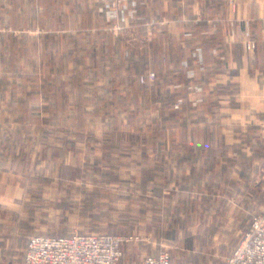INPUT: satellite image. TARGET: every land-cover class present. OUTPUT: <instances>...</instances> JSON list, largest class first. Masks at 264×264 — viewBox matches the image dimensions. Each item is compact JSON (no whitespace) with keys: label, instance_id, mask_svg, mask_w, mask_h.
I'll return each mask as SVG.
<instances>
[{"label":"rangeland","instance_id":"1","mask_svg":"<svg viewBox=\"0 0 264 264\" xmlns=\"http://www.w3.org/2000/svg\"><path fill=\"white\" fill-rule=\"evenodd\" d=\"M130 3L132 13L115 18L100 10L102 0H0V154L13 159L8 166L33 203L22 243L35 235L110 234L134 239L123 247L122 264L125 246L144 243L167 251L172 264H225L264 212V165L252 171L250 133L227 142L217 118L222 132L213 148L208 132L182 117L202 114L211 102L221 116L231 103L201 84L205 66L200 75L192 68L185 78L171 75L163 100L162 12L155 6L154 18L141 23L138 0ZM194 61L204 60L199 54ZM198 87L204 102L195 107ZM230 140L249 150L240 201L224 192L223 175L205 183L204 197L193 194L199 188L186 169L174 183L173 164L221 163ZM175 225L177 235L169 230Z\"/></svg>","mask_w":264,"mask_h":264},{"label":"crops","instance_id":"2","mask_svg":"<svg viewBox=\"0 0 264 264\" xmlns=\"http://www.w3.org/2000/svg\"><path fill=\"white\" fill-rule=\"evenodd\" d=\"M138 2L141 15L139 22L152 20L153 8L158 6L162 12L163 24L166 25L161 34L163 92L171 82L169 79L171 75L185 78L190 68L197 70L199 74L202 71L200 67L205 66V70L200 73L201 84L206 89H214L213 95L220 91L223 95L231 97V103L225 101L223 105L221 104L223 114L218 116L214 114V107L217 105L208 99V103H211L202 114L183 113L182 117L186 120L191 117L194 122L199 123L197 130L208 132L213 148H218L216 137L222 132L217 130V126L221 127L220 123L216 122L219 120L217 118H222L221 124L227 129L224 130L227 142L228 138L239 139L245 132L250 133L255 154L254 167L253 170L250 169L260 173L264 165V0H138ZM232 3L235 4V9ZM185 32H191V35L184 34ZM185 35L190 40L186 46L183 45L187 40ZM250 38L256 43V49L248 52L246 43ZM215 50H218L216 54ZM199 54L204 61L198 66L194 60L199 58ZM165 94L166 91L163 100L164 97L168 99ZM231 140L230 145L225 147L224 161L221 163L207 158L208 161L205 162L194 160L187 168L182 162L173 164L171 168L174 172V183L179 182V174L186 169L187 172L190 171V174L186 173L189 174L187 177L192 176L195 186L199 188V191L193 194L204 197V189L209 184L205 183L211 180L220 182L223 175L225 180L229 181L224 192L227 196H233L232 200L236 197L240 201V198L247 194L248 166L243 159H246L245 154L248 155L249 150L233 144ZM47 145H50L49 140ZM0 156V264H23L28 243L27 241L22 243L25 238L23 222L26 214L33 212L31 208L33 203L29 202L30 198L26 194L27 185L21 174L15 168L11 169L12 166H8L13 159H6L5 162V158L1 154ZM230 184L232 186L228 187ZM213 195L214 193H208L207 197ZM169 230H175V235L178 234L177 225ZM218 234L215 235L216 238ZM170 239L166 240L171 242ZM147 244L149 243L142 245V249L145 247L142 251L145 255L139 254L142 250L140 246H137L136 250L130 244L125 246L123 263L135 264L147 255L158 256L160 248L155 243L151 246ZM134 257L137 258L136 262Z\"/></svg>","mask_w":264,"mask_h":264},{"label":"built area","instance_id":"3","mask_svg":"<svg viewBox=\"0 0 264 264\" xmlns=\"http://www.w3.org/2000/svg\"><path fill=\"white\" fill-rule=\"evenodd\" d=\"M102 1L104 5L100 10L112 13L115 18L119 13L131 14L130 8L135 5L130 0ZM232 7L235 9L234 3ZM246 49L248 52L256 49L251 38ZM149 78L155 79L153 75ZM190 101L195 107L204 102L202 87L192 91ZM182 104V99L177 100L174 109H180ZM132 240V237L110 234L35 235L28 240L23 264H122L123 247ZM143 264H172V259L167 251H162L158 256L146 257ZM225 264H264V212L254 216L250 228Z\"/></svg>","mask_w":264,"mask_h":264},{"label":"trees","instance_id":"4","mask_svg":"<svg viewBox=\"0 0 264 264\" xmlns=\"http://www.w3.org/2000/svg\"><path fill=\"white\" fill-rule=\"evenodd\" d=\"M11 46H12V45H11ZM13 51H15V49H13ZM17 53H18L17 51H16V53L13 52V56L17 55ZM1 58H2V57H1ZM2 59L4 60V58H2ZM128 96H129V95H127V97H128ZM127 97H126V99H127ZM0 120H1V119H0Z\"/></svg>","mask_w":264,"mask_h":264}]
</instances>
